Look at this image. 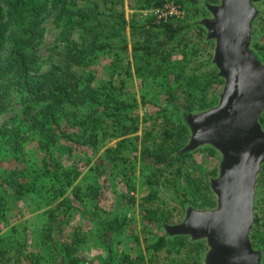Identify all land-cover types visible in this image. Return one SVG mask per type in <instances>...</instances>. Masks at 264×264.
Segmentation results:
<instances>
[{"label": "rangeland", "instance_id": "1", "mask_svg": "<svg viewBox=\"0 0 264 264\" xmlns=\"http://www.w3.org/2000/svg\"><path fill=\"white\" fill-rule=\"evenodd\" d=\"M91 2L97 4V19L103 21L96 29V37L111 46L94 51V63L87 70L95 77L99 89L108 86L116 99L134 102L135 106L118 119L107 122V127L97 136L95 148L62 141L51 149L53 159L77 174L65 195L73 198L72 192H78L83 205L77 202L69 207L61 204L56 182L45 169V155L37 137L25 127L22 129L25 160L21 168L27 186L21 190L19 198L10 199L5 219H0V234H6L5 245L13 248L11 253L15 250L11 262L30 264L32 259H41L42 256L50 259L52 254L46 250L43 237L44 228L49 226L55 243H71L73 255L83 258L80 264H204L208 250L204 239H198L206 245L199 263L195 261V248L189 244L196 240L188 235L186 241L178 243L176 248L175 241H172L166 248L154 250L153 243L158 237L167 235L166 238L170 239L176 236L168 234L165 227L184 219L186 209L192 206L183 203L191 197L184 181L173 176L175 166L169 170H157L142 158L140 149L142 146L153 150L160 147L163 141L158 133L163 126L174 131L180 127L179 123H186L187 114L181 111V103L186 101L183 91L189 89L188 76L204 75L211 67L217 70L212 62L215 42L207 37L201 21L212 17L207 6L217 5L220 0H196L195 3L165 0L158 7L146 6V0H85L86 5L90 6ZM252 4L256 14L251 24L249 49L264 64V59L258 58L264 57V0ZM173 17L186 24L187 30L182 38L167 47L165 56L168 62L139 59L140 52L134 54L133 45L143 35L132 31V27L149 19L165 21ZM67 21V17H59L53 8H48L45 13V34L38 46V56L44 64L57 59L70 41L64 38L71 26ZM79 31L75 28L73 35L78 37ZM179 76L182 81L176 82ZM223 85L207 87L206 99L216 100L212 107L218 104ZM169 86L181 98L179 108L165 100L163 92ZM10 103V108L0 116L1 124L11 118L16 122L23 118L25 95L13 91ZM73 123L74 119H69L66 129L78 133L80 128L70 127ZM188 140L182 144L181 150ZM220 161L219 151L205 144L191 151L186 164L190 172L205 177L210 188V180L218 176ZM17 165L10 156H0L1 171ZM263 165L256 176L254 218L249 230L251 245L259 253V264H264ZM147 211L159 213L156 215L162 216L165 225L148 224L143 219ZM114 218L119 225L112 237L113 255L109 258L97 234L99 223Z\"/></svg>", "mask_w": 264, "mask_h": 264}, {"label": "trees", "instance_id": "2", "mask_svg": "<svg viewBox=\"0 0 264 264\" xmlns=\"http://www.w3.org/2000/svg\"><path fill=\"white\" fill-rule=\"evenodd\" d=\"M164 1L146 0V6L158 7ZM96 6L95 2H91L90 6L86 5L85 0H0V116L10 108L13 91L25 95L23 118L19 122L11 118L0 123V156H10L18 163V167L0 170V219H5L10 199L19 198L21 190L27 186L26 175L21 168L25 160L22 135L24 127L38 139V145L45 155V169L56 182V193L62 198L61 204L67 207L74 202L83 205L78 192H72L73 198L65 195L66 189L71 186L77 174L65 169L53 159L51 149L62 141L95 148L97 136L107 127V122L112 118L118 119L122 113L135 106L134 102L116 99L108 86L99 89L95 77L87 70L94 63V51L105 50L111 46L106 41H98L96 37V29L103 24V21L96 17ZM48 8L55 9L59 17L68 18L67 23H71V26L64 38L70 41L65 45V49L59 52L57 59H51L44 64L38 56V46L44 38L43 23ZM254 21L255 19L251 24ZM121 22L124 27V19ZM75 28L80 29L78 37L73 35ZM131 30L143 35V38L133 45L134 54L140 52L139 59L153 58L167 63V47L182 38L187 26L173 17L165 21L149 19L140 26L135 25ZM258 58L264 59L262 56ZM175 81H182V77L179 76ZM223 83V79L217 75V70L211 67L204 75L188 76L189 89L183 91L186 101L181 103V98L175 90L172 91V86L167 87L163 93L165 100L173 107L179 108L181 103V111L186 115L212 107L216 100L206 99L207 87L213 88ZM179 86L183 88V85ZM69 119H74L70 127L80 128L78 133L66 129ZM258 121L264 129V110ZM179 126L174 131L171 127L163 126L158 133L163 144L154 147V150L142 146L140 154L157 170L176 167V174L173 176L184 181L187 194L191 197L185 200L184 205L196 209L213 208L216 201L206 178L188 170L186 159L191 151L181 150L182 144L184 145L190 135L188 125L179 123ZM92 195H95V192ZM156 214L159 213L147 211L143 219L152 226L162 227L165 220ZM118 225L116 218L99 223L97 236L109 258L113 255L112 237ZM4 235L0 234V264L11 262L15 252L14 250L11 253L13 248L5 245ZM43 237L46 250L52 255L50 259L36 257L30 264L82 262L83 258L73 255L71 243L54 242L49 226L44 228ZM166 237L168 236L164 235L156 239L153 243L155 251L166 248L172 241H175L173 245L176 248L178 243L185 242L187 238L186 235H176L170 239ZM189 244L195 248V261L199 263L206 250L205 242L196 240L190 241Z\"/></svg>", "mask_w": 264, "mask_h": 264}, {"label": "water", "instance_id": "3", "mask_svg": "<svg viewBox=\"0 0 264 264\" xmlns=\"http://www.w3.org/2000/svg\"><path fill=\"white\" fill-rule=\"evenodd\" d=\"M256 1L220 0L207 6L212 17L201 21L215 42L212 62L224 85L216 106L186 115L190 137L183 151L205 144L219 151L218 176L210 180L216 206L189 207L180 223L165 229L204 239V264H259L249 239L256 176L264 163V129L258 121L264 109V64L249 49Z\"/></svg>", "mask_w": 264, "mask_h": 264}]
</instances>
